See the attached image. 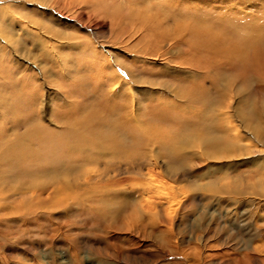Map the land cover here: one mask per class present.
Listing matches in <instances>:
<instances>
[{
  "label": "rangeland",
  "instance_id": "1",
  "mask_svg": "<svg viewBox=\"0 0 264 264\" xmlns=\"http://www.w3.org/2000/svg\"><path fill=\"white\" fill-rule=\"evenodd\" d=\"M170 1L0 0V18L8 16L0 21V94L21 92L44 125L58 128L63 118L55 111L69 110L68 102L99 104L95 96L112 67L123 79H140L124 80L128 86L118 84L111 95L118 111L132 113L133 106L140 114L141 122H132L142 126L140 135L163 134L170 143L183 136L190 145L181 150L184 160L155 144L151 166L137 173L113 167L96 185L100 195L83 204L61 192L25 207L26 221L12 209L0 222V264H264V196L251 187L264 190V55L232 60L206 52L194 60L201 56L187 54L179 42L185 34L176 30L177 18L188 19L179 15L188 3ZM197 1L198 10L220 3L219 11L238 16L234 30L222 31L228 40L252 36L264 46V0ZM80 82L87 94L73 91ZM195 86L206 104L183 111L188 100L178 96L181 109L173 110L189 131L156 122L154 106L173 101V89ZM204 107L210 113L203 115ZM198 122L222 128L218 148L207 138L219 134L198 133ZM230 179L243 194L223 190Z\"/></svg>",
  "mask_w": 264,
  "mask_h": 264
},
{
  "label": "bare ground",
  "instance_id": "2",
  "mask_svg": "<svg viewBox=\"0 0 264 264\" xmlns=\"http://www.w3.org/2000/svg\"><path fill=\"white\" fill-rule=\"evenodd\" d=\"M175 1L188 3L186 11L179 14L188 16V19L180 22L177 18L176 30H178L177 35L185 34L179 38V42L186 43L187 54H193L194 57L201 56L194 60H203L208 56L204 54L206 52L214 55L226 53L230 58L232 57V60H262L264 46L257 40H250L252 36L248 37V40L234 41L228 40L225 32L223 35L222 31L234 30L233 22L238 23L240 20L231 19L238 17L232 13L225 14L219 11L222 7L220 3H215L208 8L200 7L198 10L193 5L196 0H172L170 2L174 3ZM93 2L100 4L102 0H93ZM7 17L6 14L2 15L0 21H5ZM262 25L257 23V28L253 30L256 33L260 32L259 27ZM258 37H254V39ZM187 63L189 62L182 65L192 66ZM195 65L199 66L200 63L197 62ZM111 72L105 78L103 93L95 96L99 104H92L89 102L90 100L86 99L81 105L75 100L68 102L69 110L55 111L56 116L63 118L59 126L57 125L58 128L44 125L40 120L42 117L40 111L35 110L33 105L22 99L21 92L13 96L0 94V123L8 125L6 128L0 127V222L14 213L12 209L16 210L15 213L22 211L23 215L20 217L22 221H26L31 212L25 209L29 205L38 206L42 203L44 205L48 200V197L47 199L44 197L45 195L50 197L54 195L53 193L67 192L72 196L73 201L82 204L93 195L99 196L98 192L95 194L96 185L99 180L101 181L109 174L113 167L120 170L123 166L126 171L133 170L137 173L138 170L151 166L150 159L153 156L155 144L162 145L168 152H171L174 159L182 157L184 160V153H181V150L190 147V145L183 136L176 138V141L171 143L165 141L163 134L153 138L141 136L140 128L142 126L137 127L138 129L135 128V124L138 125L141 122L140 114L133 109V106L132 113L126 114L121 110L118 111L116 101L111 96L121 91L119 88L117 89L118 84L122 83L123 86H128L124 80L127 82L128 79H131V82L137 83L140 79L133 74H130L128 79H123L112 67ZM103 78H100L101 81ZM80 83H77L80 88L73 87V91L80 95L87 94L83 91V82ZM163 86L167 87V85ZM107 87L109 91L106 93ZM176 89H171L173 95L176 96L173 101L163 100L160 102L161 108L157 105L151 110L158 117L155 119L156 122L182 123L183 129L189 131L191 125L173 112L176 108L181 109L177 98L181 96L188 100V104L186 103L187 105L182 107L184 111L195 102L206 104L204 90L200 86ZM201 111L203 115H206V111L210 113L207 107ZM218 115L221 114L217 112V115L214 116ZM209 116V118H213L212 115ZM132 122L135 124L133 125ZM151 123L154 125L153 121ZM193 128L198 133L201 131L205 134L217 132L219 137L212 136L207 139L211 146L219 147L221 127H217L216 124L203 126L198 122ZM165 142L166 144H164ZM148 148L151 153L147 150ZM210 157L214 156L210 155ZM172 171L174 174L179 173L175 169ZM235 185L230 179L226 182L223 190L230 194H243L241 190L244 187L241 185L237 188ZM251 187L257 195L264 196V190H259L255 182L251 183ZM214 189L218 191L217 186ZM7 221L6 223L9 225L13 219Z\"/></svg>",
  "mask_w": 264,
  "mask_h": 264
}]
</instances>
